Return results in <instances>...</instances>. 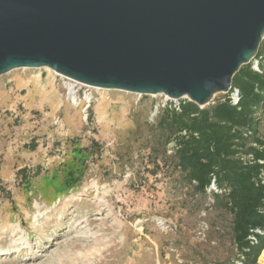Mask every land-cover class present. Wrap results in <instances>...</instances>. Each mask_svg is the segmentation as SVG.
I'll use <instances>...</instances> for the list:
<instances>
[{
	"label": "rangeland",
	"instance_id": "rangeland-1",
	"mask_svg": "<svg viewBox=\"0 0 264 264\" xmlns=\"http://www.w3.org/2000/svg\"><path fill=\"white\" fill-rule=\"evenodd\" d=\"M68 93L49 69L0 77V264L242 261L225 197L175 166L162 96Z\"/></svg>",
	"mask_w": 264,
	"mask_h": 264
},
{
	"label": "water",
	"instance_id": "water-1",
	"mask_svg": "<svg viewBox=\"0 0 264 264\" xmlns=\"http://www.w3.org/2000/svg\"><path fill=\"white\" fill-rule=\"evenodd\" d=\"M263 42L264 0H0V77L49 69L205 108Z\"/></svg>",
	"mask_w": 264,
	"mask_h": 264
},
{
	"label": "trees",
	"instance_id": "trees-1",
	"mask_svg": "<svg viewBox=\"0 0 264 264\" xmlns=\"http://www.w3.org/2000/svg\"><path fill=\"white\" fill-rule=\"evenodd\" d=\"M260 56L264 57V42ZM260 69L256 72L252 64L245 65L234 76L232 86L241 93L238 106L228 98L207 108L183 100L179 111L166 108L159 120L165 143H174L175 166L195 191L206 194L214 182L216 196L225 197L241 264H258L264 250V235L258 236L257 245L249 241L252 230L264 231V138L259 133L264 62Z\"/></svg>",
	"mask_w": 264,
	"mask_h": 264
},
{
	"label": "built area",
	"instance_id": "built-area-1",
	"mask_svg": "<svg viewBox=\"0 0 264 264\" xmlns=\"http://www.w3.org/2000/svg\"><path fill=\"white\" fill-rule=\"evenodd\" d=\"M262 62H264L263 56L256 57L255 59H253V61L251 63L253 70H255L256 72H261L260 65ZM52 73L55 75V79L60 81L66 89H67L68 85H73L75 87V89L79 88V87L80 88L86 87V88H91V89L94 88V87L79 83V82L72 80L68 77H65L63 75H60L54 71H52ZM94 89H96V88H94ZM89 95H90V101H89V104H90L93 100V96L91 93H89ZM226 95H227L226 98H228L230 100L232 105H234V106L239 105V103L241 101V93H240L239 89L232 87L231 91ZM161 96L163 97V102H162V104L156 106V109H157L156 112H158L159 108H161L162 110H164L166 108H174L178 111L180 110V103H181L180 101L181 100L172 99L166 95H161ZM248 158L251 159L252 156H249ZM208 190H211V191L214 190L215 192H219V190L217 189V186L215 185L214 182L212 183V185L210 186V188ZM262 235H264V231H262L261 229L258 228V229L252 230L251 235L249 236L250 243L252 245H257L259 243L258 236H262ZM238 264H241V262Z\"/></svg>",
	"mask_w": 264,
	"mask_h": 264
},
{
	"label": "bare ground",
	"instance_id": "bare-ground-1",
	"mask_svg": "<svg viewBox=\"0 0 264 264\" xmlns=\"http://www.w3.org/2000/svg\"><path fill=\"white\" fill-rule=\"evenodd\" d=\"M67 89L69 92L68 94L74 99V102H78V97L76 95L75 87L73 85H68ZM96 89H99V88H96ZM86 101L89 103L90 97H88ZM78 104L79 103H77L76 105H78ZM259 261H261V264H264V251L262 252V255L260 256Z\"/></svg>",
	"mask_w": 264,
	"mask_h": 264
}]
</instances>
